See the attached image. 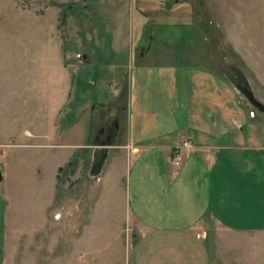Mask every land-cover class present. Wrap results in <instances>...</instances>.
Masks as SVG:
<instances>
[{
    "label": "rangeland",
    "instance_id": "1",
    "mask_svg": "<svg viewBox=\"0 0 264 264\" xmlns=\"http://www.w3.org/2000/svg\"><path fill=\"white\" fill-rule=\"evenodd\" d=\"M51 1L0 0V264H129L136 237L125 217L126 181L114 183L125 162L112 169L115 146L125 143L129 49L113 55L103 41L97 51L76 43L74 27L59 26ZM204 7L203 30L218 42L214 45L210 36L203 57L190 40L203 38L192 20L190 29L156 32L153 49L157 41L171 39L170 62L218 68L237 86L246 80L264 103V0H205ZM26 8L29 15L22 11ZM42 14L46 22L39 24ZM100 19L95 16V27ZM75 71L95 84L79 93L81 102L72 108ZM238 98L253 116L248 115L245 129L264 144V115L240 91ZM92 103L97 124L86 141ZM104 125L114 126L115 139L101 174L89 178L90 147ZM74 150V172L60 173L55 183L57 166ZM198 228L211 264H264V231L234 232L215 223Z\"/></svg>",
    "mask_w": 264,
    "mask_h": 264
},
{
    "label": "crops",
    "instance_id": "2",
    "mask_svg": "<svg viewBox=\"0 0 264 264\" xmlns=\"http://www.w3.org/2000/svg\"><path fill=\"white\" fill-rule=\"evenodd\" d=\"M52 1L73 5L76 14L70 13L66 25L74 27L76 43L97 51L103 41L113 55L120 48L129 49L125 143L115 146L119 150L112 167L125 162L124 173L114 183L126 181L125 217L136 237L129 264H211L199 225L215 223L234 232H263L264 144L254 131L245 129L252 113L238 98L240 85L218 68L170 62L171 39L157 41L153 49L156 32L173 27L183 30L186 25L190 29L192 20L193 29L202 30L203 38L190 40L203 57L212 34L203 30L205 21L200 17L205 0ZM22 11L30 14L27 8ZM41 16L36 18L39 24L46 22ZM95 16H101L98 27ZM74 73L77 86L72 89L71 98L76 99L70 103L72 108L81 102L79 93L95 84ZM92 105L86 141L97 124ZM186 139L189 146L182 145ZM84 146L90 145L85 142ZM178 147L182 163L176 167L170 157ZM71 152L57 168L76 154Z\"/></svg>",
    "mask_w": 264,
    "mask_h": 264
},
{
    "label": "water",
    "instance_id": "3",
    "mask_svg": "<svg viewBox=\"0 0 264 264\" xmlns=\"http://www.w3.org/2000/svg\"><path fill=\"white\" fill-rule=\"evenodd\" d=\"M238 90L245 96L250 105L260 114L264 115V103L256 98L252 90L245 86H238ZM87 176L89 178L97 177L101 174L103 165L109 153L110 143L99 139L98 135L94 137V145ZM2 170L0 168V182L3 180Z\"/></svg>",
    "mask_w": 264,
    "mask_h": 264
},
{
    "label": "trees",
    "instance_id": "4",
    "mask_svg": "<svg viewBox=\"0 0 264 264\" xmlns=\"http://www.w3.org/2000/svg\"><path fill=\"white\" fill-rule=\"evenodd\" d=\"M51 4L52 5H56L57 7L60 8V11H59V26L60 25L63 26V25L66 24L67 17L70 15V13L72 15H75L76 14V13H73L74 8H73V5L72 4H59V3H55L53 1H51ZM81 56L83 57V55H81ZM236 75H238L239 77H243V74H241L240 71H238V70H236ZM231 80L236 85V82H234L233 79H231ZM94 106L95 105H92L93 108H94ZM82 151H86V149L83 148ZM76 154H74L72 156V158L68 162H66L63 166H59L57 168V175H56L57 183H58V180L60 178V175H59L60 173H62V172L64 173L67 170H69L70 173H73L74 172V168H75V165L77 163V160L75 159Z\"/></svg>",
    "mask_w": 264,
    "mask_h": 264
},
{
    "label": "flooded vegetation",
    "instance_id": "5",
    "mask_svg": "<svg viewBox=\"0 0 264 264\" xmlns=\"http://www.w3.org/2000/svg\"><path fill=\"white\" fill-rule=\"evenodd\" d=\"M243 78V77H241ZM238 83V81H237ZM240 86H245V87H249V84L246 80L242 81V82H239L238 83ZM115 126H116V122H115ZM99 136V139L102 140V141H107L109 142L110 144L113 143L114 139H115V130H114V126H102L98 129V134Z\"/></svg>",
    "mask_w": 264,
    "mask_h": 264
},
{
    "label": "built area",
    "instance_id": "6",
    "mask_svg": "<svg viewBox=\"0 0 264 264\" xmlns=\"http://www.w3.org/2000/svg\"><path fill=\"white\" fill-rule=\"evenodd\" d=\"M182 145L183 146H189L190 145V141L188 139L183 140L182 141ZM170 161L176 167H179L181 165V163H182V155H181L179 147L174 149V150H172Z\"/></svg>",
    "mask_w": 264,
    "mask_h": 264
}]
</instances>
